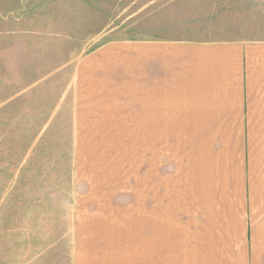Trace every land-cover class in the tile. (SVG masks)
<instances>
[{
  "label": "crops",
  "instance_id": "0c3cea01",
  "mask_svg": "<svg viewBox=\"0 0 264 264\" xmlns=\"http://www.w3.org/2000/svg\"><path fill=\"white\" fill-rule=\"evenodd\" d=\"M249 12L263 27L264 0ZM75 69L93 104L79 140L95 141L96 171L56 210L60 248L51 216L35 229L41 245L6 249L12 264L41 253L43 264H264V36L116 44ZM95 87H120L109 115L95 111Z\"/></svg>",
  "mask_w": 264,
  "mask_h": 264
},
{
  "label": "rangeland",
  "instance_id": "374dc122",
  "mask_svg": "<svg viewBox=\"0 0 264 264\" xmlns=\"http://www.w3.org/2000/svg\"><path fill=\"white\" fill-rule=\"evenodd\" d=\"M258 1L0 0L3 264H12L13 255L6 249L41 245L42 231L37 234L35 229L51 216L50 249H59L64 226L61 230L56 210L65 211V203H60L77 189L88 188L92 175L85 172L96 171L95 151L89 148L95 141L79 140L91 137L81 135L80 130L88 127L83 122L93 121L94 112L91 96L83 93L86 87H77L78 57L116 44L138 46L150 39L262 37L264 26H258L262 21L245 16ZM236 8L242 10L236 11L241 16L236 17ZM114 88L120 87H95V111L100 115L106 110L109 115L113 108L109 99ZM126 105L128 112L135 113L140 104ZM82 108L87 110L83 117ZM99 117L95 115V120ZM107 136L95 133L94 137ZM152 152L148 144V155ZM114 198L121 206L131 200L123 191ZM18 256L14 255L15 264H19ZM29 256L44 262L43 253Z\"/></svg>",
  "mask_w": 264,
  "mask_h": 264
}]
</instances>
